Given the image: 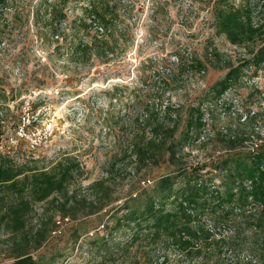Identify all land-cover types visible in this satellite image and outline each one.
<instances>
[{
	"label": "rangeland",
	"instance_id": "374dc122",
	"mask_svg": "<svg viewBox=\"0 0 264 264\" xmlns=\"http://www.w3.org/2000/svg\"><path fill=\"white\" fill-rule=\"evenodd\" d=\"M89 1L68 0L65 12L71 24L82 17ZM110 1L119 16L116 53L108 62L94 58L90 65L76 66L66 59L64 36L59 42L40 38L36 13L42 0H10L11 10L5 14L9 26L0 30V89L5 91L0 107L2 155L16 165L27 162L45 169L66 157L74 158L81 171L71 188L80 192L94 180L108 176L111 199L116 204L177 165L203 167L206 173L220 156L239 150H264V69L257 74L255 68L245 71L220 99L211 105L204 102L205 125L200 137L182 147L180 135L186 112L202 104L209 88L225 76L230 66L252 57L261 39L234 45L220 34L213 25L215 0ZM233 2L253 6L254 23L264 20V0ZM15 6L19 7V21L13 17ZM177 53L182 56L180 63ZM192 60L203 62L204 67ZM157 100L170 101L180 109V129L169 142H174L181 162H170L167 144L158 159L145 168L133 169V159L127 154L137 129L143 127V107ZM234 135L244 138L238 139L235 148L229 141ZM214 182L219 184L220 178ZM46 203H37L35 208L41 212ZM55 219L61 221L57 230L39 250L28 248L29 253L47 260L61 254L53 264L114 262L103 263L87 243L71 239L73 219L62 220L59 215ZM35 224L33 219L29 228ZM90 224L91 235L99 220ZM256 233L248 231L240 236L251 241L261 238L264 230L259 236ZM12 237L0 230V264L13 261L20 251L18 238ZM239 248L241 261L251 254L248 248ZM257 250L256 255L263 252ZM158 254L160 258L162 253ZM168 258L170 264L184 260L176 253ZM231 259L230 253L222 255L223 264H231Z\"/></svg>",
	"mask_w": 264,
	"mask_h": 264
},
{
	"label": "trees",
	"instance_id": "16d2710c",
	"mask_svg": "<svg viewBox=\"0 0 264 264\" xmlns=\"http://www.w3.org/2000/svg\"><path fill=\"white\" fill-rule=\"evenodd\" d=\"M9 3L10 0H0V30L9 26L5 18L7 10H11ZM67 3L68 0H42L36 13L40 38L59 42L64 36L66 59L76 66L90 65L94 58L108 62L118 49L116 6L110 0H90L82 17L71 24L65 12ZM14 9V20L19 21V7ZM253 12L250 4L237 6L233 0L213 2V25L220 34L234 45L258 38L262 44L252 57L230 66L225 76L209 88L202 104L186 112L180 132L182 147L200 137L205 125L204 102L211 105L220 99L245 71L255 68L257 74L264 69V20L254 23ZM56 49L62 48L58 45ZM181 57L176 54L179 63ZM191 62L204 67L201 61ZM2 93L5 91L0 89V107L5 97ZM113 95L116 98L117 92ZM142 116L143 127L137 129L127 154L133 159V169L145 168L158 159L167 144L170 162H181L173 149L174 142H169L180 129L178 106L170 101H152L143 107ZM148 132L151 136H147ZM229 139L235 148L238 139L244 138L234 135ZM210 167L212 170L203 173V167L177 165L134 196L114 204L108 176L94 180L80 192L71 188L81 171L74 158L66 157L45 169L27 162L16 165L0 152V230L18 238L20 250L6 264H53L62 257L57 254L54 260H47L28 251L39 250L57 230L61 223L55 219L57 215L62 220L75 221L71 239L87 243L96 256L103 258V263L170 264L171 253L184 258L172 264H223L222 255L227 253L232 254L231 264L264 261V235L250 238L251 241L240 236L248 231L259 232V236L264 230V150L229 153L212 161ZM215 178H220L219 184L214 182ZM41 202L47 203L39 212L35 204ZM33 219L36 224L29 228ZM96 220L99 224L90 235L88 225ZM239 247L248 248L251 253L242 261L237 253ZM257 249L263 252L256 255ZM158 253H162L160 258Z\"/></svg>",
	"mask_w": 264,
	"mask_h": 264
}]
</instances>
